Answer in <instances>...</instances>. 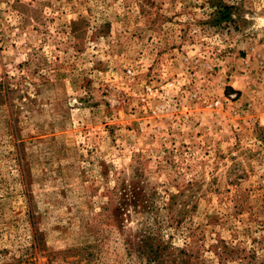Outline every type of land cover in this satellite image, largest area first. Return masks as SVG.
<instances>
[{
	"label": "rangeland",
	"instance_id": "rangeland-1",
	"mask_svg": "<svg viewBox=\"0 0 264 264\" xmlns=\"http://www.w3.org/2000/svg\"><path fill=\"white\" fill-rule=\"evenodd\" d=\"M0 264H264V0H0Z\"/></svg>",
	"mask_w": 264,
	"mask_h": 264
}]
</instances>
